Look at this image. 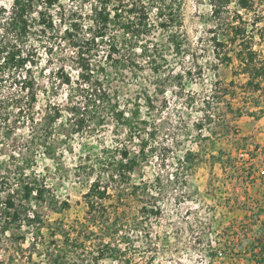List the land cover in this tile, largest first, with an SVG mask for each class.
Listing matches in <instances>:
<instances>
[{
    "label": "trees",
    "instance_id": "obj_1",
    "mask_svg": "<svg viewBox=\"0 0 264 264\" xmlns=\"http://www.w3.org/2000/svg\"><path fill=\"white\" fill-rule=\"evenodd\" d=\"M89 1V12L80 21L71 18L66 30L62 28L66 13L62 0H12L8 9L0 8L4 14L0 37V83L8 89H4L0 96V155L7 153V158L0 157V238L13 229L38 224L37 235L18 237L30 242L26 249L33 248L28 258L32 259L35 252L39 256L40 259L32 264H101L106 260L111 264H131L127 246L131 248L135 237L144 230V234L150 233L148 221L161 213L169 189L181 178L186 184V172L197 162V153L187 149L182 157H176V171L159 173L153 184L134 182L132 177L136 168L146 154L154 152L149 141L154 139L155 130L152 127L148 131L149 121L142 116V104L136 102L130 109L122 105L107 79L110 74L124 75L125 71L130 76L135 75L143 68L142 61L155 62L158 67L161 52L149 40L158 27L168 30L170 45L180 50L181 1ZM210 3L215 20L216 33L212 38L216 58L225 64L238 59L248 75L245 87L261 91L264 89V57H260V51L247 40L248 21L245 16H255L253 27L263 20L257 0H210ZM54 9L61 13L58 16L60 23ZM263 27L261 41H264ZM54 41L73 48L79 68L77 80L86 91L85 101L71 107L75 118L72 132H97L113 123L115 136L124 131L126 139L99 157V172L91 179L84 194V217L69 224L60 221L49 223L52 240L40 245L45 223L33 204L48 203L58 212L71 207L68 200L56 197L34 169L37 153L42 147L44 153L56 159L54 130L63 116L60 104L53 103L50 98L45 103L43 115L40 118L36 116L40 94L48 92L39 88L33 72L38 61L37 46L53 47ZM56 75L60 80L57 87L75 82L72 75L63 69H59ZM139 98H144L148 107L153 106L150 95ZM259 102L257 100L256 104ZM260 112L251 114L260 118L263 109ZM26 125L32 128L30 137L21 139L17 130ZM203 127V123L198 124L199 130ZM9 141L12 149L6 148L10 146ZM133 142H138L139 149L132 146ZM222 156L219 160L225 163ZM90 172V175L94 174V170ZM252 174L254 171H248L247 178L250 179ZM260 178L264 181L263 174ZM178 197L176 195V199ZM131 199L140 202L139 216L120 210V204ZM263 213L260 208L256 218L252 219L253 227L247 230L249 232L226 242L225 248L222 250L220 247L219 250L223 253H227V249L237 250L239 254L245 251L250 254L251 262L264 264ZM216 254L213 251L207 254L206 264H213Z\"/></svg>",
    "mask_w": 264,
    "mask_h": 264
},
{
    "label": "rangeland",
    "instance_id": "obj_2",
    "mask_svg": "<svg viewBox=\"0 0 264 264\" xmlns=\"http://www.w3.org/2000/svg\"><path fill=\"white\" fill-rule=\"evenodd\" d=\"M11 1L0 0V8L8 9ZM179 1L182 3V24L178 31V38L182 41L180 50L170 45L168 30L158 27L149 36L150 43L161 52L158 67L155 62L142 61L143 68L135 75L130 76L125 71L124 75L110 74L107 78L122 105L130 109L136 102L142 104V116L149 121L148 131L152 127L155 130L154 139L149 141L154 152L142 159L133 173L134 182L153 184L159 173L176 171V157H182L187 149L197 153V162L186 172L187 183L183 184L181 178L173 184L163 200L161 213L148 221L150 233L144 234V230L135 237L131 248L124 247L127 257L132 259L131 264H206V255L211 251L217 252L213 264H254L245 251L239 254L237 250L227 249V253H223L219 249L223 250L226 242L249 232L247 230L253 227L252 219L264 204V197L257 195L259 189L263 190L259 177L264 167V145L259 144L253 133L263 127L264 117L260 120L251 114L253 111L261 114V109L264 111V89L253 91L245 87L248 75L238 59L225 64L216 58L212 38L216 33L215 20L211 15L210 0ZM62 2L66 8L63 30L67 29L71 18L80 21L89 12V0ZM257 5L263 20L253 27L255 16L245 15L247 40L252 41L254 49L264 57V41L260 39L264 26V0H257ZM53 13L57 18L61 16L56 9ZM3 16L0 9V37ZM152 18L155 19V15ZM37 47L38 61L33 72L39 88L48 92L40 94L36 116L43 115L48 98L60 104L63 116L54 130L56 159L44 153L42 147L37 153L34 169L59 200L71 203V207L62 212L51 208L48 203L33 204L45 223L39 239L42 245L52 240L49 223L69 224L84 217V194L91 179L99 172V157L102 152H111L119 142H124L126 134L122 131L120 136H115L113 123L97 132H72L75 118L71 107L82 104L86 98V91L77 80L76 54L72 47L60 41H54L53 47ZM59 69L71 74L75 82L57 87L60 80L56 72ZM4 89L8 91L0 83V96ZM145 94L150 95L152 107L147 106L144 98H139ZM199 123L204 124L200 130ZM31 130L28 125L22 126L17 130V136L21 139L30 137ZM8 143L10 146L6 148L12 149L11 141ZM249 144L261 150L254 151L253 159L243 162L238 158V150ZM132 146L139 149L138 142H133ZM221 155L225 163L219 160ZM0 157L7 158V153L2 152ZM91 170H94L93 175H90ZM248 171H254L250 179L247 178ZM164 182H168L166 178ZM176 195L180 198L176 199ZM256 200L261 204L256 205ZM123 203L120 210H125L128 215H140L139 200H124ZM37 233L38 224H31L1 235L0 264H32L40 259L36 252L32 259L28 258L33 248L26 249L30 242L18 238L23 235L32 237ZM101 264L111 263L106 260Z\"/></svg>",
    "mask_w": 264,
    "mask_h": 264
},
{
    "label": "crops",
    "instance_id": "obj_3",
    "mask_svg": "<svg viewBox=\"0 0 264 264\" xmlns=\"http://www.w3.org/2000/svg\"><path fill=\"white\" fill-rule=\"evenodd\" d=\"M264 116L262 115L259 119L261 120L262 118H263ZM263 127H260V129H259V132H256V131H258V129H256V131L255 132H253V133H255V135H256V139H258L259 140V144H261V145H264V123H263V125H262ZM255 161V159L252 161V162H254ZM252 162H251V164H252ZM256 167V166H255ZM255 167H254V170H256L255 169ZM259 174H260V171H259ZM252 176H253V174H252ZM259 180H260V184L262 185V187H263V190H260L259 189V191L257 192V195H259L258 197H260V198H263L264 197V181L259 177ZM252 187H254V185H251ZM250 189V188H249ZM249 194L250 193H248V198L249 199H251L250 198V196H249ZM255 203H256V205L257 204H261V201H258V200H256L255 201ZM251 204V203H250ZM263 210H264V204H263V206L261 207ZM260 209V208H259ZM249 210H252V212H253V209H251V207L249 206ZM247 212H248V210H246ZM251 212V211H250ZM250 212H248V213H250ZM261 220H264V213L262 214V216H261Z\"/></svg>",
    "mask_w": 264,
    "mask_h": 264
},
{
    "label": "built area",
    "instance_id": "obj_4",
    "mask_svg": "<svg viewBox=\"0 0 264 264\" xmlns=\"http://www.w3.org/2000/svg\"><path fill=\"white\" fill-rule=\"evenodd\" d=\"M259 150L261 149L257 148L256 145L249 144L247 147L238 150V158L241 159L243 162L245 160H251L253 159V152ZM261 174L264 175V167L261 169Z\"/></svg>",
    "mask_w": 264,
    "mask_h": 264
}]
</instances>
